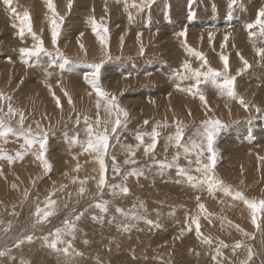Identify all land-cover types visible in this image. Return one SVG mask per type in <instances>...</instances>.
Returning a JSON list of instances; mask_svg holds the SVG:
<instances>
[{"label": "rangeland", "instance_id": "obj_1", "mask_svg": "<svg viewBox=\"0 0 264 264\" xmlns=\"http://www.w3.org/2000/svg\"><path fill=\"white\" fill-rule=\"evenodd\" d=\"M24 1H25V3H28V5H29V2H30L29 0H12L11 5H6L4 3V0H0V15H1L0 20L2 19V21H0V30H1L0 31V109H2V112H0V115L8 114V108L10 105L12 107V109L14 110V112L12 114L5 115V119H6L7 123L11 124V126L14 129H18L20 127V125H19L20 115L23 114V116H24L23 128L24 129L31 128L33 132L41 131V130L43 132H47L48 141H47V145H46L47 151L45 153V157L49 161V163L51 164V168L49 170L45 171V169L43 168L44 167L43 161L38 159L37 156L35 155V152L38 149V145H35L33 147V150L25 153L22 159L16 158L11 162L8 161L7 159H0V170L3 171L2 169L6 168V167L7 168H10V167L16 168L17 164L21 165L23 163V165L24 164L26 166L29 165L30 168L35 167V169H37V170L39 169L42 172L44 170V174L46 173L45 178L48 179V181L56 180L57 181L56 183L59 186V184H60L59 181L61 182V179L58 177H60V175L63 173H58V172H59V170H63V168H59L58 166H60V165L65 166V164L66 165L70 164V171H71V169L73 171L72 177L77 178L76 180L75 179L73 180V178H72L70 181H68L67 178L66 179L64 178L63 181L64 180L65 181L62 182V184H60L59 187L56 185H53L51 187L45 186L44 191L43 190L41 191L40 187L38 186V188L36 190V192L38 193L37 196H39L38 198L36 196V198L38 199L37 201H40V202H38L39 207H41V208L45 207V202H46V199H48V198H50L51 200H55V202H56V205H55L56 214L52 217H49V220H50V218L52 220V219L60 216L61 214H63L65 216V218H70V217H74L77 214L83 213V215L80 217L81 220L83 218L91 219V217H100L96 220L99 221V223L100 222L101 223L100 224H96V223L89 224L90 230L92 228L93 230L96 229V231H102V230L107 231V229L110 228L109 232L111 230L116 232L118 230H121V228H118L117 225H109V224H112V222L116 223L115 222L116 219L114 217V214H117V217L124 218V213H125L126 214L125 218L127 219V221L123 225L128 224L129 218L127 216L129 215V213H131L134 210V206H137L136 207L138 209L137 212L143 218L137 219V220H130L129 219V221H131V223L133 224V225H131L130 229L138 230L137 227H139V229L141 230L142 226L146 225L145 220H148V213L147 212H149V213L150 212H152V213L156 212L155 214H152L153 217H156L159 213H161V214H159L160 217L157 218V220H156V222H158V223L166 220V218L169 215H172V213L174 216L172 215V218L170 216L167 219H169V218H170V220H174L176 218L178 219L179 217L176 215V211L170 210L167 208V206H168L167 205L168 195H166L168 193V190L166 188L167 185L169 184L170 187L175 189V191L173 193V195H175V196H177L178 194L184 195L186 192H189V191L190 192L199 191V190L207 191L206 190L207 188L206 187H200V188L191 187L188 183H186V175L184 173H181V171H180V169H184V172L187 174H191L193 176L199 175L197 172H195L196 163L194 161V158H192V157L185 158V156H183V154H182L180 156L178 162L174 163L172 167H165V168L163 167L164 169L161 167V165L159 163H157V161H165V160L168 162L172 161L173 156L175 155V153L178 149L175 147L174 144L170 145L168 143L167 138L169 135L175 134L178 123L184 129V138L182 140V143H186L189 141L190 136H192L191 137L192 139H194L196 137L194 134H195L197 128L201 127L202 122L205 120H210L211 118L212 119H218V120L224 122L225 124L231 125L228 129L223 131L217 137L216 142L214 144V149H215L216 154H217V161H216V167H215L216 177L218 179L222 180L224 182V185L229 187L233 194H230L227 196L225 194V192L222 190H217L216 192L220 193L225 198L228 197L227 199H229V200L232 196L233 201L235 199V202L240 200V199L237 200L233 196L236 191H239L241 193L244 192L243 193L244 196L249 198V199H256V200L264 199V197H263L264 196V154H262L260 152V149H259L261 147H264V139H263L264 138V59L259 58V57H254V58H250V59L248 58L247 61H248V64L250 65V67H248V68H245L244 65L239 66L238 63L235 64V62L233 61L235 56H236L235 51L240 52V51H238V50H240L238 48L242 47L240 44L241 41L247 46H248V44L254 45V44H257V42H258V45L260 48L264 47V45H263L264 41H262L258 37H251L249 35V30L246 27L247 24L252 23L256 19L258 10L261 8H264V0H237V3L235 5L232 4L231 0H154V2H152L149 7H145L143 9V11H138V9L136 7H132L133 10L134 9L135 10H134V13L131 14V18L129 15H127L126 17H123V13L125 12V10H123V8H119L118 11L121 9L120 10L121 12H118V13L119 14L122 13V17L120 16L122 19H121V21H119L120 19H116L115 22L113 21L114 23H112L111 25L115 26V28L110 26L109 24L105 23L103 25L105 27H101L99 29L100 30L99 31L100 36H103L104 34H106V35H104V38L106 40L103 43L100 40V45H102V49H103L102 57L86 56L87 52H89V50H91V48H89L91 46L87 45L86 42L88 44H91L92 40L95 39V36H97L100 39V36L96 35L98 29L95 28V25L93 24V19L95 20L96 24L101 25L102 23L101 24L98 23L99 21L98 20L96 21V18H94V15H90L93 18H91V17L89 18V16H83L81 14L80 15L74 14L75 15L74 16L72 13H75V11L76 12H84L85 14L86 13L88 14L92 11L93 12H103V11H106L105 8H107L108 5L111 4V2L116 1L119 3L122 2V4H125L124 0H91V2H90V0H74V2H71V7H69V2H66V0H58V1L53 0V4L56 5L55 6L56 12L59 13L56 16L57 18L56 17L55 18H56V20H58L57 23H59V25H60L57 43L54 44L53 46H51L53 43H52V28L50 26H48L47 24L44 23L45 24L44 29H46V30L43 29L44 34H42V35H41V33L39 34L38 32L34 31V29L36 30L35 24L37 23V21L35 19V15H33V14L35 11H40L37 8V7H40L38 4L42 3L40 1H43L46 3V0H40V1L39 0H31L32 2L30 3V5L32 6V8L30 7V5L28 6L27 4H25ZM59 1H60V3H59ZM100 1H103V2H100ZM106 1H108L110 3L108 4ZM130 1H134V0H127V4ZM135 1H136V5L141 4V0H135ZM15 2H17V3H15ZM55 2H57L58 4ZM84 2H86V3L83 4ZM243 2H245V3H243ZM98 3H100V4H98ZM217 4H218V6H217ZM243 4H245V5H243ZM23 5H25L26 7ZM46 5H47V3H46ZM57 5H59V6H57ZM97 5L100 6V8H97L96 7ZM219 5H220V7H219ZM101 6H102V9H101ZM232 7H233V9H232ZM12 8L15 9V13H13L10 10ZM181 8L183 9V11ZM246 8H249V9L246 10ZM20 10H21V12H20ZM22 11H23V13L25 11H28V13L30 15V20L32 22L33 32H35V34L37 36L42 38V40L45 44L44 46L49 50V52H52L51 55L41 56L40 58L37 59L35 57L25 58L20 53L19 50L21 48L31 47L35 43V41H33L34 40L33 37L30 34H28L27 32H25L24 38H21V36H19V30H18L19 28H17V26L19 25V22H18L19 19L16 18V14L19 13L20 15H22L23 14ZM48 11H49L50 15H46V16H48V17L53 16L51 10L48 8V5H47V10H46L45 14H48L47 13ZM64 11H65V13H64ZM72 11H74V12H72ZM247 11L249 14L247 16L243 17L244 15L247 14ZM183 12H186V13L183 14ZM234 12H235V14H234ZM60 13H62V14H60ZM161 14H162V16H161ZM80 16H82V18ZM171 16H173L174 19ZM61 17L63 18V20L60 19ZM123 18H124V20H123ZM103 19L105 20L104 16H103ZM9 20H10V22H9ZM172 20H173V22H169ZM243 20H245V21H243ZM74 21L76 22V24L73 23ZM212 21H215V22H212ZM66 22H68L69 24ZM179 23L181 24V26H178V25H180ZM237 23H240V24H237ZM38 24H36V25H38ZM166 24H168L169 26H167ZM14 25H17V26L14 27ZM106 25H107V27H106ZM48 27H49V29H48ZM125 27H126V29H125ZM172 27H174L175 29L180 28V30L176 31ZM211 27H214V29ZM87 28H88V30H87ZM104 28L107 29L106 33L104 31ZM113 28H114V30H113ZM153 28H154V30H153ZM127 29L129 32L130 31L132 32V35L136 34L135 37H137L138 35L140 36V35H146V34H147V36L149 35L150 37H146V36L142 37V38H146L147 40L144 43L142 41L141 44H136L133 42L134 43V45H133L131 42L132 40L130 39L131 41H129V38H127L125 40V42H123V44L121 42H118L119 41L118 37L122 34L123 31H125ZM173 29L175 31H173ZM187 29H188V31H187ZM227 29L231 30V32L233 34H235V36H236V37L234 36V38L232 37V39H231L232 41L230 40L229 43H227V44L224 43L225 44V50L228 48L227 49L228 51H225L223 48L219 47V45L216 47L217 44H219L223 41L221 38L219 40V38L211 39V37L205 36V34H207V33L215 34L214 32H220V31L227 30ZM47 30H48V32H46ZM49 30H50V32H49ZM76 30H77V33H76ZM134 30H135V33H134ZM211 30H212V32L210 33ZM137 31H141V32H137ZM199 31H201V32H199ZM253 31H256V29H253ZM79 32H81V33H79ZM174 32H178V34L181 32H184L185 37L182 35H178V34H177L178 35L177 37L178 38L180 37L181 40L184 37L185 40L183 39L182 40L183 42L180 41L181 43L179 42L178 43L179 45L175 44L176 40L172 41V45H171L172 49H171L170 48L171 46H169V42H167V41L162 42L163 40H159V39H161V37H163L164 39H167L169 37V39H171V37H175ZM119 33H121V34H119ZM158 33H159V37H157ZM71 34H73V35H71ZM91 34H93L92 35L93 37H90ZM151 34H152V37H151ZM84 35H86V36H84ZM187 35H188V37H189V35H191V37H190L191 39H194L196 37L195 35H197L202 43H206L209 40V42H207V44L212 50L210 55L206 54L205 52L200 51L199 49L202 50V48H199V47H197L198 49L196 48V50H194L196 53H202V54L204 53L203 57L205 59H207V57L209 58V59H207V64L204 65V67H202V68L197 67L192 62L193 59L196 61H203L201 58L192 57L193 59L192 60L190 59L191 58L190 55L191 54L193 55V52L190 51V50H192L193 46L189 42L190 38H186ZM200 36H202L203 38L205 37V38L202 39ZM237 37H240V39ZM29 38H30V40H29ZM81 38H84L83 46H86L84 52L81 54H72L70 52V49H69L70 46L77 44L78 40ZM107 38L109 40H107ZM88 39H89V42H88ZM133 39L138 40L139 38H133ZM154 40H155V42H154ZM235 40H239V41H235ZM49 41L52 44L48 43ZM64 41H65V43H64ZM150 41H152V42H150ZM218 41H219V43H218ZM210 42H212V44L214 43L213 45H215V48L213 47V45ZM153 43H154V45H153ZM231 43H234V45ZM131 44H132V46L130 48ZM210 44L214 49L210 46ZM229 44L233 45V47L235 46L234 48H236L237 50L233 49L232 46H230ZM139 45L142 47H140ZM162 45H164V46H162ZM161 46L163 48L159 49V47H161ZM138 47L141 49V51ZM148 47L151 50L153 48L152 51L156 50L158 52H155V51L152 52L150 49H148ZM201 47H202V44H201ZM124 48H126V50ZM193 48H195V47H193ZM219 48H220V50H219ZM57 49L59 50V53H61L62 55L57 54V51H56ZM66 49H69V50H66ZM132 49L134 51H132ZM146 49H148V51L149 50L150 51L148 52V51H146ZM112 50H115V52ZM132 52H133V54H132ZM138 52H140V53H138ZM146 52H147V54H146ZM159 52H161V53H159ZM169 53L172 55H170ZM222 55L228 57V74L230 76L235 77L236 96L235 97H229L226 94L221 93L220 90H218L214 86L212 87V85L210 83H208V84L202 83L200 86H206V87L213 88L215 95L217 97L220 94L221 95L223 94V96H225V97L227 96L226 98H229L228 102L227 101H226V103L223 102V104L220 102H217L216 104H208L207 106L203 107L205 104H199L196 101H192L191 99H193L194 97H191V95H188V94H184V91L182 90V88H176L175 90H171L165 86V85L171 86L172 88L177 87V85L180 86V84H177V85L172 84L171 81L169 82L167 79L168 78L172 79L173 77L174 78L177 77L176 73H175L176 70H179L181 72L183 71L182 61H184V59H186L185 61H188L191 64V67L193 69L196 68V69H200L201 71H206L210 65V67H212L213 69L215 68L218 71H223L224 64H222L221 66L216 65L218 59L223 61ZM154 56H155V58H154ZM172 56H173V58H172ZM143 57L145 59H143ZM160 57H161V60H159ZM42 58L45 59L42 61L49 62L50 64H46L45 62H41L40 59H42ZM170 58H172V59H170ZM138 59H140V60H138ZM178 60L180 63L178 62ZM256 60H258V61H256ZM54 61H56L59 65V67L58 66L56 67L58 69L57 75L55 74V72H53L54 74H52V70L50 67V66L55 67L54 63H53ZM136 61L138 62V64ZM151 61H152V63L154 61H156V62H154L152 64ZM251 61H253V62H251ZM101 62H102V68H101V72H100L101 76H100V79L98 81L100 88L105 93L108 94L109 98L115 97V100L117 101L119 108H121L127 112L126 118L123 115H121V119L126 121V123L123 126L118 127L117 133L112 135V138L110 139L109 150H108L109 152L105 156V164L107 166V172H106L107 183L110 185V184H117V183L121 184L123 182V184L125 183L126 186L130 183L127 186L128 188L131 186V188H129L130 191H129L128 195L127 194L121 195L119 193V190H117L119 194H116L115 196H113L111 194L112 189L105 186L103 193H102V199L104 201L108 202L107 212H102L97 207L92 206L93 204L98 202L97 199H99V197L101 195L100 190L98 189V186H97L99 176H100V164H99V162L97 163L96 161H98V160L96 158H94L96 156L95 153L84 152L83 148L81 146L83 144V142H85L87 139V137H86L87 125L85 123L86 117L88 118L89 121H91L93 123L94 128L97 127V125L95 123L97 121V119H99V121L101 122V127L103 126V123L105 121H109L110 122L108 124L109 132H110L111 127H112L111 122H114V120H115L114 113L116 112V108L114 106L107 104L104 100H102L97 95V92H96L95 88L93 87V85L88 83L87 80H85V76L86 75L89 76L90 73L93 72L92 65L98 64ZM173 62H175V63H173ZM71 63L76 64V66H75L76 67L75 68L76 74H73L72 69L67 68V67H71ZM203 63L204 62H202V64ZM233 63H234V65H233ZM154 64H156V66ZM163 65H167L166 68H164L165 66H163ZM168 65L171 66L170 68H173V70L167 68V67H169ZM172 65L175 67H173ZM109 66H110V69H109ZM151 66L154 68H150ZM157 66L158 67L161 66L160 67L161 69L156 68ZM40 67H42V68H40ZM44 67H45V69H44ZM138 68H141V69H138ZM205 68H206V70H205ZM39 69H40V71H38ZM42 69H43V71H42ZM46 69L51 70L50 75H49L48 71H45ZM65 69H68V70H66L67 72H63V71H65ZM167 69L170 71H168ZM241 69H243V71H241ZM6 70H8V71H6ZM10 70H11V73H10ZM69 70H71L72 72H70ZM79 71H80V74H78ZM171 71H173V72H171ZM107 73H109V74H107ZM64 74L68 75V76H65ZM45 75H47L48 77H45ZM61 75H63V78L61 77ZM73 75H75V77ZM70 76H72L73 78L72 79L68 78ZM110 76H113V78ZM42 77L44 78V80ZM51 77H53V78H51ZM64 77L68 81L64 80ZM79 77L81 79H83V81L86 83L84 84V83L79 82L74 87H72V85H71L72 80L74 79L76 81H79L80 80ZM90 77H91V75L89 76V79H91ZM148 77H150V78H148ZM105 78L108 81L105 80ZM151 78H152V80H154V83H152L153 81L152 82L147 81L148 79H151ZM126 79L128 81L132 80V82L127 84V82L125 83ZM120 80L122 81V83ZM143 81H144V83H142ZM181 81L186 83L187 87H189V85L191 83H194V81H183V80H181ZM42 83L44 86L42 85ZM80 84L82 86H79ZM83 84H84L85 88L87 87L86 89L83 87ZM160 84L162 87L165 86V88H162L160 86ZM209 84H210V86H207ZM120 85L121 86L123 85L122 88ZM113 86H116V87H113ZM159 86H160V88H159ZM161 88L164 90H162ZM89 89H90V91H88ZM92 89H93V91L95 90V92H93ZM183 89H185V88H183ZM259 90H261V91H259ZM174 92H176V93H174ZM207 92H209V94L208 93L207 94L201 93L205 97L204 100L209 101L215 97L210 91H207ZM247 92H250L251 94L247 93ZM77 93H80L79 94L80 96H78ZM150 93H152V94H150ZM245 94H246V96H245ZM92 95H94V96H92ZM178 95H188V97L182 99L180 102H177V101H175L174 98L175 97L178 98L179 97ZM196 95L200 96V94H196ZM247 95H248V97H247ZM169 98H171V100L172 99H174V100H172V101L168 100ZM241 99L244 101L243 104L241 103ZM257 99H259L260 102ZM98 101H99V103H101V104H99V108L96 104V102H98ZM202 101L203 100L200 99V103ZM250 101H253L254 103L250 102ZM245 104L247 105V107H245ZM100 105H102V106H100ZM213 105H215L214 108H212ZM227 105H229V106H227ZM109 108L112 109L113 114H111V115L108 111ZM257 108H259L261 110L259 112L250 113V110L254 111ZM196 110H198V111H196ZM69 111H70V113H69ZM207 111H209V112L207 113ZM187 112H189V114H187ZM200 112H202V114H204L202 116L203 117L205 116V118H203L201 116ZM210 116H211V118H210ZM78 118H79V123L77 124L76 119H78ZM145 121H147V124L145 123ZM233 122H237V123H233ZM154 128L160 133V136L158 137V142H157L156 148L153 150L154 154L153 153L145 154V150H144L145 146L151 142L150 136L144 137V144L135 150L136 154L134 157H131L129 152L126 149H125V151H123V153H122V150L118 151L116 149V146L118 144H120V145H132V144L137 145L139 143V141L136 140V133H138V132L151 133ZM238 132H240V134ZM244 141H246V142H244ZM259 144H261V145H259ZM120 145H118V146H120ZM22 146H24V137H22V136H16V135L10 134L6 138V142H5V140H0V149H3V152L9 156L15 157L17 152H23L24 147H22ZM229 149L234 150V152L233 151L232 152H233L235 158L239 161H243L246 158L251 159L254 156L253 158L255 160L259 161L258 167H257V169H258L257 170V177L252 176V175H255L254 172L253 173L251 172V175L248 174L246 176H242V174H239L238 176H235L234 174L222 176V174L219 173L220 171H219L218 167L220 164H223L222 162L224 160H226L227 158L232 159L229 156L224 159V156L226 153H229V155H230ZM250 151H252V152H250ZM219 152H221L222 155ZM248 153H251V154H248ZM256 153H257V155H256ZM242 155H245V156H242ZM113 156L115 157L116 163L120 165V174L119 175H117L113 171V168H112V165H113L112 157ZM122 159L123 160L124 159L125 160L126 159H135V161L137 163L135 165H126L124 163L125 160L123 161ZM189 161H191L192 163L190 164ZM71 163H73V164H71ZM217 164H218V167H217ZM72 165H73V167H71ZM140 165H142V166H140ZM56 166H57V168H55ZM134 166L136 168H138L142 174L139 176H134V175L128 176L126 180L122 181L121 179L123 178L124 174ZM153 167L154 168L157 167L158 170L156 168L154 169ZM64 169L67 170V168H64ZM57 170H58V172H57ZM148 170H149L150 174H149ZM155 170H157V171H155ZM159 170H161V173ZM217 171L219 174L217 173ZM145 172H147L150 176L146 177L147 173H145ZM154 172H156V174ZM79 174L81 177L79 176V178H78ZM152 174H154V175H152ZM168 174H170V175H168ZM6 175H8V174H6ZM158 175H159V177H158ZM172 175H173V177H172ZM160 176H162V177H160ZM165 176H167V178ZM148 178H150V179H148ZM163 178H165V179H163ZM142 179H144V180H142ZM153 180L155 182L158 180L159 181L158 183L160 185H162L160 188L161 191L158 190L157 192L154 193L155 195L153 194L154 191L152 192V190H153L152 185L153 184L158 185V183L157 182L155 183ZM230 180H232V181H230ZM52 181H50V182H52ZM81 181H84V183L82 184ZM173 181L176 184H174ZM141 182H142V184H141ZM148 182H149L150 186L148 185ZM161 182H163V183H161ZM238 184L241 187H243V185H244V187L246 189L241 188L240 186H238ZM46 185H48V184H46ZM146 185H148V186L144 188V186H146ZM61 186H62V189L66 188L65 189L66 191L63 189V191L60 192V194H58L57 189L61 188ZM81 187L85 188L84 193H80L79 190ZM48 188H50V189H48ZM239 188H241V189H239ZM31 189H32V187H31ZM177 189L180 191H178ZM140 190H141V192H139ZM163 190L164 191L167 190V191L164 192ZM67 191H68L69 195H68ZM53 192L55 194L54 198L51 197V195H50ZM135 192H136V194H135ZM148 192L150 194H148ZM157 195H160V196H157ZM139 196H141V197H139ZM105 197H107V199ZM131 197L134 201L131 200ZM94 198H96V199H94ZM149 198H150V200H149ZM59 199L60 200L63 199V201H60ZM66 199H68V200H66ZM75 199L77 201H75ZM42 200H43V202H42ZM67 202H68V205H67ZM241 202H243V203H241ZM5 203L6 204H0V208L3 207L6 209V207L11 206L7 202H5ZM238 203H241L245 207L248 208V206L246 204H244L243 200H241L240 202L238 201ZM15 204H19V203H15ZM142 204H144V206ZM168 204H170V203H168ZM81 205L83 207H81V209H80L79 206H81ZM162 205H163V208L161 207ZM116 206L118 208L120 207L119 209H121V207H122L123 211L125 210L123 208V206H127L128 210L124 211L123 214H121V212L117 211L118 208ZM140 206H143V207H140ZM160 207H161V210H160ZM186 209L189 211L190 208L186 207ZM186 209L184 212L185 215L188 214L187 213L188 211ZM58 210L60 211V213ZM80 210H82V211H80ZM76 211L77 212L79 211V212L76 214L75 213ZM95 211H97L98 213ZM100 212H101V214H100ZM103 213H105V215H103ZM1 214L2 213L0 212V216H1ZM30 214H34V213L31 212ZM250 214H251V211H250ZM263 214L262 213L260 214L261 228L263 225L262 222L264 223V215ZM2 215H4V214H2ZM122 215H123V217H122ZM165 215H167V216L165 218H163V216H165ZM189 215H192V214H189ZM109 217H111V218L109 219ZM80 219L78 221H76V224L79 221L81 222ZM141 220H142V222H141ZM82 224H83V222L76 225V228L78 230H81V228H83V227H81ZM236 225L241 226V223L238 222V223H236ZM60 226L61 225L56 226V228L60 227ZM152 227H154V226H152ZM200 228H203V226L200 225ZM241 229L243 231L246 230L245 227H242ZM252 232H253V228L248 233H252ZM112 233H114V232H112ZM255 233H256L255 234L256 237L252 233L251 235H248L249 237L247 238V240L240 241L243 243V245H245V247H241V248H243V250L245 249L244 250L245 254L247 253L248 247H251V248L253 247L252 249H253L254 255H253L252 260L249 262V264L253 263L255 261H256V264H260L259 260L261 259V257H259V256L261 255V253L264 254L263 253V248H264L263 244L264 243H261L262 241L264 242V239L262 240V238H261L259 244L254 245V241L257 239V236L260 237L262 235L261 229L259 231L256 230ZM14 235L16 236V234H14ZM47 236H49V233L44 234L42 237L44 239V237H47ZM0 237L3 238V236H0ZM2 238L0 240H2ZM251 238H252V240H250ZM49 239L51 240L52 237H49ZM64 239H65V237H64ZM235 244L236 243L229 244V245H227V247H224V248L225 249H229L230 247L235 248ZM20 246H22V245H20ZM260 248H262V249H260ZM3 249H9V248L7 246H5V247L1 248L0 250H3ZM12 249H13V251L17 250L16 244H14L11 247V250ZM235 249H237V248H235ZM259 251L261 253H258ZM263 257H264V255H263ZM15 258L16 257L13 258V261H15ZM244 260H241L240 264H242V261H244Z\"/></svg>", "mask_w": 264, "mask_h": 264}, {"label": "bare ground", "instance_id": "obj_2", "mask_svg": "<svg viewBox=\"0 0 264 264\" xmlns=\"http://www.w3.org/2000/svg\"><path fill=\"white\" fill-rule=\"evenodd\" d=\"M29 5L30 3L32 2L31 0H29ZM40 1V0H39ZM58 1V0H57ZM42 3L38 4L40 7H37L40 11H35L33 15H35V19L37 21L36 25L35 24V28L36 30L34 29V31L38 32L39 34L41 33L44 34V25L47 24L48 26H50L52 28V24H51V19L53 18V16H46V15H50L49 14V11L47 12L48 14H45L46 10H47V5L45 2L43 1H40ZM66 2H69V0H66ZM71 2H74V0H71ZM91 2V0H90ZM95 2V1H94ZM100 2H103V1H100ZM108 4L110 2L106 1ZM138 2V1H137ZM183 2V1H182ZM203 2V1H202ZM17 3V2H15ZM25 3V1H24ZM57 3V2H55ZM60 3V1H59ZM86 2H84L83 4H85ZM135 3L136 4V1H130L128 3V7H127V10H125V4H122V2H111V4H107L108 7L105 8L106 11H103V12H90V13H84V12H76L75 13H72L73 15L77 14V15H83V16H89V18H93L92 16L90 15H94V18H96V21L98 20L99 22L98 23H102V27H105L103 26L105 23L109 24L110 26L114 27L113 25H111L112 23L115 22L116 19H120L119 21H121V17H122V13H118V12H121L120 10L118 11L119 8H123V10H125V12L123 13V17H126L127 15L130 14H133L134 13V10L132 8V4ZM140 3V2H139ZM245 3V2H243ZM253 3V2H252ZM251 3V4H252ZM2 4V3H1ZM23 4V3H22ZM28 5V3H25ZM34 4V3H33ZM32 4V5H33ZM36 4V5H37ZM58 4V3H57ZM79 4V3H78ZM92 4V3H91ZM100 4V3H98ZM161 4V3H160ZM184 4V3H183ZM256 4V3H255ZM28 5V6H29ZM62 5V4H61ZM68 5V4H67ZM106 5V6H107ZM168 5V4H167ZM175 5V4H174ZM173 5V6H174ZM186 5V4H185ZM231 5V4H230ZM240 5V4H239ZM245 5V4H243ZM25 6V5H23ZM22 6V7H23ZM56 6V5H55ZM59 6V5H57ZM63 6V5H62ZM84 6V5H83ZM86 6V5H85ZM95 6V5H94ZM218 6V4H217ZM248 6V5H247ZM19 7V6H18ZM26 7V6H25ZM30 7L32 8V6L30 5ZM61 7V6H60ZM87 7V6H86ZM92 7V6H91ZM97 8H100V6H96ZM104 7V6H103ZM179 7V6H178ZM220 7V5H219ZM229 7V6H228ZM24 8V7H23ZM29 8V7H28ZM56 8V7H55ZM69 8V7H68ZM80 8V7H79ZM132 8V9H131ZM214 8V7H213ZM222 8V7H221ZM226 8V7H225ZM27 9V8H26ZM30 9V8H29ZM37 9V10H38ZM74 9V8H73ZM101 9H102V6H101ZM176 9V8H175ZM182 9V8H181ZM219 9V8H218ZM231 9V8H230ZM233 9V7H232ZM249 8H246V10H248ZM7 10V9H6ZM28 10V9H27ZM83 10V9H82ZM94 10V9H93ZM137 10V9H136ZM177 10V9H176ZM180 10V9H179ZM251 10V9H250ZM24 11V10H23ZM22 11V13H23ZM31 11V10H30ZM62 11V10H61ZM66 11V10H65ZM64 11V13H65ZM89 11V10H88ZM175 11V10H174ZM178 11V10H177ZM176 11V12H177ZM183 11V9H182ZM21 12V10H20ZM28 12V11H27ZM70 12V11H69ZM74 12V11H72ZM87 12V11H86ZM128 14H127V13ZM71 13V12H70ZM186 13V12H183V14ZM204 13V12H203ZM19 14V13H18ZM59 14V13H58ZM62 14V13H60ZM160 14V13H159ZM174 14V13H173ZM178 14V13H177ZM180 14V13H179ZM188 14V13H187ZM235 14V12H234ZM249 13L247 11V14L246 15H242L243 17L247 16ZM70 15V14H69ZM72 15V16H73ZM74 15V16H75ZM171 15V14H170ZM223 15V14H222ZM1 16V15H0ZM30 16V15H29ZM65 16V15H64ZM71 16V17H72ZM103 16L105 17V20L103 19ZM121 16V17H120ZM162 16V14H161ZM188 16V15H187ZM233 16V15H232ZM82 18V16H80ZM79 17V18H80ZM155 17V16H154ZM169 17V16H168ZM173 18V16H171ZM170 17V18H171ZM249 17V16H248ZM32 18V17H31ZM57 18V17H56ZM55 18V19H56ZM77 18V17H76ZM199 18V17H198ZM204 18V17H203ZM234 18V17H233ZM238 18V17H237ZM250 18V17H249ZM75 19V18H74ZM174 19V18H173ZM242 19V18H241ZM248 19V18H247ZM63 20V19H62ZM124 20V18H123ZM229 20V19H228ZM2 21V19L0 20ZM18 21V20H17ZM33 21V20H32ZM45 21V22H44ZM58 21V20H57ZM60 21V20H59ZM114 21V22H113ZM138 21V20H137ZM150 21V20H149ZM158 21V20H157ZM245 21V20H243ZM252 21V20H251ZM10 22V20H9ZM19 22V21H18ZM127 22V21H126ZM133 22V21H132ZM156 22V21H155ZM169 22H173L172 21H169ZM212 22H215V21H212ZM32 23V22H31ZM45 23V24H44ZM68 23V22H66ZM73 23L76 24V22L74 21ZM148 23V22H147ZM151 23V22H150ZM175 23V22H174ZM173 23V24H174ZM185 23V22H184ZM210 23V22H209ZM241 23V22H240ZM240 23H237V24H240ZM244 23V22H243ZM69 24V23H68ZM120 24V23H119ZM133 24V23H132ZM180 24V23H179ZM208 24V23H207ZM226 24V23H225ZM66 25V24H65ZM86 25V24H85ZM131 25V24H130ZM136 25V24H135ZM167 26H169L168 24H166ZM125 26V25H124ZM129 26V25H128ZM178 26H181L178 25ZM184 26V25H183ZM243 26V25H242ZM16 27V26H15ZM107 27V25H106ZM111 27V28H112ZM137 27V26H136ZM153 27V26H152ZM166 27V26H165ZM223 27V26H222ZM17 28H19L17 26ZM113 28V30H114ZM151 28V27H150ZM174 28V27H172ZM184 28V27H183ZM182 28V29H183ZM214 29V27H211ZM242 28V27H241ZM44 29V30H43ZM49 29V27H48ZM100 29V28H99ZM98 29V31H100ZM105 29V28H104ZM126 29V27H125ZM162 29V28H161ZM175 29V28H174ZM173 31H179L180 28H177ZM201 29V28H200ZM212 29V30H213ZM226 29V28H225ZM19 30V29H18ZM88 30V28H87ZM103 30V29H102ZM133 30V29H132ZM148 30V29H147ZM154 30V28H153ZM197 30V29H196ZM208 30V29H207ZM212 30L210 31V33L212 32ZM1 31V30H0ZM85 31V30H84ZM96 31V30H95ZM126 31V32H125ZM119 34H121L118 38H119V41L118 42H121L123 44V42H125V40L127 38H129V41L132 42V44L134 45V43L136 44H141V42L143 41L146 42V38H142L144 36L146 37H150L149 35L147 36L146 35H138L137 37L136 34H133L132 35V32L125 30ZM128 31V32H127ZM188 31V29H187ZM186 31V32H187ZM216 31V30H215ZM233 31V30H232ZM248 31V30H247ZM48 32V30L46 31ZM50 32V30H49ZM87 32V31H86ZM104 32V31H103ZM114 32V31H113ZM137 32H141V31H137ZM136 32V33H137ZM147 32V31H146ZM162 32V31H161ZM191 32V31H190ZM196 32V31H195ZM201 32V31H199ZM76 33H77V30H76ZM81 33V32H79ZM85 33V32H84ZM106 33V32H105ZM134 33H135V30H134ZM153 33V32H152ZM175 33V37H171V39H169V37L167 39H164L163 37H161V39L159 40H163L162 42L164 41H167L169 42V46L172 45V41H175V44H178L180 41H182L184 39V36L183 39L181 40L180 37L178 38L177 34L178 32H174ZM215 34H205V36H209L211 37V39L213 38H220L223 40L221 43H218L216 45V47L219 45V47L223 48L225 50V44L224 43H229L230 40L232 39V37L234 38L235 34H233L231 32V30H223V31H220V32H214ZM113 34V33H112ZM140 34V33H139ZM154 34V33H153ZM191 34V33H190ZM203 34V33H202ZM16 35V34H15ZM73 35V34H71ZM88 35V34H87ZM93 34H91L90 37H93L92 36ZM97 35V34H96ZM106 35V34H104ZM103 35V37H104ZM170 35V34H169ZM20 36V35H19ZM48 36V35H47ZM86 36V35H84ZM83 36V37H84ZM108 36V35H107ZM193 36V35H192ZM196 37L194 39H191V35H187L186 38H190L189 39V42L190 44H192L193 48L192 47V50H196L197 47L199 48H202L199 49L200 51L202 52H205L206 54H211L212 50L211 48L208 46L207 42H209V40L206 42V43H202L201 40L199 39V37L197 35H195ZM204 36V35H203ZM240 36V35H239ZM51 37V36H50ZM70 37V36H69ZM151 37H152V34H151ZM154 37V36H153ZM159 37V33H158V36ZM156 37V38H157ZM202 39H204L202 36H200ZM236 37V36H235ZM241 37V36H240ZM240 37H237L240 39ZM49 38V37H48ZM133 38H139L138 40H134ZM19 39V38H18ZM72 39V38H71ZM92 39V38H91ZM90 39V40H91ZM117 39V38H116ZM131 39V40H130ZM149 39V38H148ZM210 39V38H209ZM10 40V39H9ZM30 40V38H29ZM48 40V39H47ZM84 38H81L78 40L77 44H74L72 46H70V52L72 54H81L84 52L86 46H83V41ZM100 40L101 38L99 39L97 36H95V39L92 40L91 44H88L86 42L87 45H90L91 47V50H89V52H87L86 56H92V57H96V56H99V57H102V53H103V49H102V45H100ZM106 40V39H105ZM107 40H109L107 38ZM134 40V41H133ZM158 40V39H157ZM185 40V39H184ZM27 41V40H26ZM34 41V40H33ZM51 41V40H50ZM50 41L48 43H50ZM87 41V40H86ZM232 41V40H231ZM235 41H239V40H235ZM6 42V41H5ZM25 42V41H24ZM88 42H89V39H88ZM134 42V43H133ZM149 42V41H148ZM152 42V41H150ZM155 42V40H154ZM183 42V41H182ZM213 42V41H212ZM212 42H210L212 44ZM28 43V42H27ZM65 43V41H64ZM63 43V44H64ZM128 43V42H127ZM166 43V42H165ZM181 43V42H180ZM7 44V43H6ZM33 44V43H32ZM52 44V43H50ZM73 44V43H72ZM132 44L130 45V48L132 46ZM201 44H202V47H201ZM210 44V46H211ZM214 44V43H213ZM212 44V45H213ZM234 45V43H231ZM241 46L240 52H236V56L234 58V62L235 64L238 63L239 66H243L244 63H243V60H248V58H254V57H259V58H262L260 57L257 52H256V49L257 48H260L259 45H258V42L257 44H254V45H245L242 41H241ZM247 44V43H246ZM45 45V44H44ZM54 44H52L51 46H53ZM71 45V44H70ZM149 45V44H148ZM154 45V43H153ZM179 45V44H178ZM230 45V44H229ZM228 45V46H229ZM233 45H230L232 46L233 49H236L233 47ZM236 45V44H235ZM264 45V44H263ZM58 46V45H57ZM140 46V45H139ZM159 46V45H158ZM164 46V45H162ZM159 47V49L163 48V47ZM166 46V45H165ZM261 46V45H260ZM125 47V46H124ZM142 47V46H140ZM150 47V46H149ZM148 47V49H150ZM168 47V46H167ZM189 47V46H188ZM212 47V46H211ZM213 47L215 48V45H213ZM212 47V48H213ZM68 48V47H67ZM88 48V49H89ZM135 48V47H134ZM133 48V49H134ZM139 48V47H138ZM152 48V47H151ZM169 48V47H168ZM172 49V46L170 47ZM181 48V47H180ZM213 48V49H214ZM69 49H66V50H69ZM115 49V48H114ZM118 49V48H117ZM126 50V48H124ZM132 49V51H134ZM136 49V48H135ZM140 49V48H139ZM143 49V48H142ZM148 49H146V51H148ZM190 49V48H189ZM198 49V48H197ZM222 49V50H223ZM228 49V48H227ZM225 50V51H228V50ZM138 50V49H137ZM151 50V49H150ZM149 50V51H150ZM153 50V48H152ZM151 50V51H152ZM220 50V48H219ZM237 50V49H236ZM115 52V50H112ZM129 51V50H128ZM141 51V49H140ZM148 51V52H149ZM155 52H158L156 50H154ZM152 51V52H154ZM168 51V50H167ZM52 53V52H51ZM130 53V52H129ZM140 53V52H138ZM151 53V52H150ZM161 53V52H159ZM163 53V52H162ZM172 53V52H171ZM116 54V53H115ZM133 54V52H132ZM147 54V52H146ZM145 54V55H146ZM168 54V53H167ZM170 54V53H169ZM173 54V53H172ZM170 54V55H172ZM204 54V53H203ZM105 55V54H104ZM122 55V54H121ZM135 55V54H134ZM142 55V54H141ZM155 55V54H154ZM169 55V56H170ZM83 56V55H82ZM117 56V55H116ZM132 56V55H131ZM150 56V55H149ZM191 56V60L193 59L192 57H198L197 55H190ZM159 57V56H158ZM171 57V56H170ZM207 57V56H206ZM241 57H243V59H241ZM155 58V56H154ZM153 58V59H154ZM163 58V57H162ZM173 58V56H172ZM170 58V59H172ZM200 58V57H199ZM212 58V57H211ZM86 59V58H85ZM143 59H145L143 57ZM152 59V60H153ZM157 59V58H156ZM177 59V58H176ZM189 59V60H190ZM196 59V58H195ZM207 59H209L207 57ZM206 59V60H207ZM217 59V58H216ZM256 59V58H255ZM254 59V60H255ZM264 59V58H263ZM41 62H45L46 64H50L49 62H46V61H42V60H45L44 58L40 59ZM47 60V59H46ZM94 60V59H93ZM92 60V61H93ZM135 60V59H134ZM140 60V59H138ZM150 60V59H149ZM161 60V57L160 59ZM164 60V59H163ZM186 59H184L185 61ZM211 60V59H210ZM4 61V60H3ZM30 61V60H29ZM39 61V60H38ZM48 61V60H47ZM50 61V60H49ZM112 61V60H111ZM176 61V60H175ZM181 61V60H180ZM184 61H182V64L184 63ZM258 61V60H256ZM51 62V61H50ZM135 62V61H134ZM137 62V61H136ZM142 62V61H141ZM156 62V61H154ZM153 62V63H154ZM160 62V61H159ZM164 62V61H163ZM179 62V60H178ZM192 62L197 66V67H201V64L203 61H196V60H192ZM253 62V61H251ZM255 62V61H254ZM54 63V66H50L51 67V70H52V74H54L53 72H55V74L57 75V71L58 69L56 68L57 66L59 67L58 63L56 61L53 62ZM115 63V62H114ZM133 63V62H132ZM152 63V61H151ZM152 63V64H153ZM158 63V62H157ZM175 63V62H173ZM180 63V62H179ZM232 63V62H231ZM250 63V62H249ZM37 64V63H36ZM138 64V62H137ZM224 64V62L220 59H218L216 65H222ZM39 65V64H38ZM140 65V64H139ZM156 66V64H154ZM153 65V66H154ZM209 65V64H208ZM207 65V66H208ZM234 65V63H233ZM76 64L75 63H71V67H67L68 69H72L73 71V74H76V70H75V67ZM87 66V65H86ZM135 66V65H134ZM137 66V65H136ZM159 66V65H158ZM156 67V68H160V67ZM165 66L164 68H166L167 65H163ZM169 66V65H168ZM173 66V65H172ZM181 66V65H180ZM210 66V65H209ZM215 66V65H214ZM43 67V66H42ZM40 67V68H42ZM63 67V66H62ZM133 67V66H132ZM141 67V66H140ZM143 67V66H142ZM148 67V66H147ZM171 66L167 67L169 69H172L173 68H170ZM175 67V66H173ZM7 68V67H6ZM11 68V67H10ZM19 68V67H18ZM150 68H154V67H150ZM163 68V67H162ZM202 68V67H201ZM2 69V68H1ZM45 69V67H44ZM68 69H65V71L63 72H67L66 70ZM79 69V68H78ZM109 69H110V66H109ZM138 69H141V68H138ZM161 69V68H160ZM175 69V68H174ZM179 69V68H178ZM196 69V68H195ZM215 69V68H214ZM4 70V69H3ZM28 70V69H27ZM51 70H45V71H48L49 72V75L51 73ZM64 70V69H63ZM82 70V69H81ZM168 70V69H167ZM206 70V68H205ZM224 70V69H223ZM255 70V69H254ZM8 71V70H6ZM40 71V69L38 70ZM43 71V69H42ZM70 72H72L71 70H69ZM132 71V70H131ZM158 71V70H157ZM170 71V70H168ZM175 71V70H174ZM178 70L175 71V73L177 72ZM135 72V71H134ZM173 72V71H171ZM238 72V71H237ZM249 72V71H248ZM4 73V72H3ZM10 73H11V70H10ZM41 73V72H40ZM82 73V72H81ZM117 73V72H116ZM155 73V72H154ZM162 73V72H161ZM78 74H80V71L78 72ZM109 74V73H107ZM111 74V73H110ZM118 74V73H117ZM123 74V73H122ZM147 74V73H146ZM157 74V73H156ZM65 75V74H64ZM121 75V74H120ZM166 75V74H165ZM168 75V74H167ZM170 75V74H169ZM65 76H68V75H65ZM75 77V75H73ZM90 76V75H89ZM88 76V77H89ZM101 76V75H100ZM149 76V75H148ZM171 76V75H170ZM175 76V75H174ZM245 76V75H244ZM45 77H48L47 75H45ZM61 77L63 78V75H61ZM113 78V76H110ZM155 77V76H154ZM162 77V76H161ZM165 77V76H164ZM43 78V77H42ZM53 78V77H51ZM50 78V79H51ZM70 79H72L73 77L70 76L68 77ZM80 78V77H79ZM91 78V77H90ZM150 78V77H148ZM153 78V77H152ZM151 79H148L147 81H153L152 83H154V80ZM143 79V78H142ZM44 80V78H43ZM64 80H67L65 77H64ZM105 80H107L105 78ZM127 80V79H126ZM125 80V83L127 82L128 83H131V81H126ZM130 80V79H129ZM136 80V79H135ZM138 80V79H137ZM146 80V79H145ZM169 82L171 81L172 84H180L179 87H174L172 88L171 86H167L165 85L168 89H171V90H175L176 88H186L187 84L182 82L178 77H173L172 79H167ZM262 80V79H261ZM59 81V80H58ZM68 81V80H67ZM102 81V80H101ZM100 81V82H101ZM108 81V80H107ZM121 81V80H120ZM119 81V82H120ZM146 81V82H147ZM43 82V81H42ZM45 82V81H44ZM86 83L83 81V79L80 78L79 81H76V80H72L71 82V85L72 87H74L77 83ZM88 82V81H87ZM118 82V83H119ZM139 82V81H138ZM160 82V81H159ZM253 82V81H252ZM69 83V82H68ZM122 83V81H121ZM144 83V81L142 82ZM251 83V82H250ZM255 83V82H254ZM2 84V83H1ZM84 84H83V87H84ZM252 84V83H251ZM43 85V83H42ZM104 85V84H103ZM108 85V84H107ZM110 85V84H109ZM116 85V84H115ZM118 85V84H117ZM126 85V84H125ZM44 86V85H43ZM79 86H82L81 84ZM121 86V85H120ZM123 86V85H122ZM121 86V88H122ZM128 86V85H127ZM161 86V84H160ZM159 86V88H160ZM162 87V88H165ZM207 86H210L207 85ZM250 86V85H249ZM82 87V88H83ZM113 87H116V86H113ZM112 87V88H113ZM213 87V86H212ZM248 87V86H247ZM85 88V87H84ZM87 88V87H86ZM85 88V89H86ZM89 88V87H88ZM92 88V87H91ZM90 88V89H91ZM111 88V87H110ZM152 88V87H151ZM161 88V89H162ZM238 88V87H237ZM24 89V88H23ZM90 89L88 91H90ZM117 89V88H116ZM250 89V88H249ZM30 90V89H29ZM77 90V89H76ZM111 90V89H110ZM164 90V89H162ZM257 90V89H256ZM86 91V90H85ZM93 91V89H92ZM123 91V90H122ZM207 91H210L215 97L211 100H203L201 103H200V96L199 95H193L192 93L190 92H187V91H184V94H188V95H191V97H194L193 99H191L192 101H196L198 102L199 104H205L203 107L207 106L208 104H216L217 102H220L223 104V102L226 103V101L228 102V99L229 98H226L225 96H223V94L219 95L218 97L215 95V92L213 90V88H210V87H206V86H200V93H208ZM261 91V90H259ZM95 92V90L93 91ZM177 92V91H176ZM174 92V93H176ZM183 92V91H182ZM29 93V92H28ZM245 93V92H244ZM247 93H250V92H247ZM78 96H80L79 94L80 93H77ZM92 94V93H91ZM152 94V93H150ZM178 94V93H177ZM251 94V93H250ZM89 95V94H88ZM96 95V94H95ZM120 95V94H119ZM118 95V96H119ZM188 95H178L179 97H175V101L177 102H180L182 99L188 97ZM254 95V94H253ZM91 96V95H90ZM94 96V95H92ZM147 96V95H146ZM175 96V95H174ZM207 96V95H206ZM211 96V95H210ZM246 96V94H245ZM252 96V95H251ZM74 97V96H73ZM248 97V95H247ZM263 97V96H262ZM65 98V97H64ZM69 98V97H68ZM67 98V99H68ZM75 98V97H74ZM252 98V97H251ZM92 99V98H91ZM90 99V100H91ZM172 99V100H174ZM210 99V98H209ZM78 100V99H77ZM145 100V99H144ZM150 100V99H149ZM168 100H171V98H169ZM171 100V101H172ZM190 100V101H191ZM259 100V99H257ZM94 101V100H93ZM77 102V101H76ZM103 102V101H102ZM164 102V101H163ZM162 102V103H163ZM230 102V101H229ZM250 102H253V101H250ZM260 102V100H259ZM92 103V102H91ZM151 103V102H150ZM175 103V102H174ZM234 103V102H233ZM254 103V102H253ZM97 104V102H96ZM101 104V103H99ZM106 104V103H105ZM104 104V105H105ZM192 104V103H191ZM235 104V103H234ZM103 105V106H104ZM107 105V104H106ZM232 105V104H231ZM236 105V104H235ZM238 105V104H237ZM71 106V105H70ZM74 106V105H73ZM92 106V105H91ZM102 106V105H100ZM152 106V105H151ZM154 106V105H153ZM171 106V105H170ZM215 105H213L212 108H214ZM229 106V105H227ZM234 106V105H233ZM105 107V106H104ZM249 107V106H248ZM255 107V106H254ZM69 108V107H68ZM83 108V107H82ZM99 108V107H98ZM250 108V107H249ZM248 108V109H249ZM84 109V108H83ZM195 109V108H194ZM85 110V109H84ZM100 110V109H99ZM171 110V109H170ZM207 110V109H206ZM241 110V109H240ZM261 110V109H260ZM65 111V110H64ZM131 111V110H130ZM198 111V110H196ZM204 111V110H203ZM202 111V112H203ZM186 112V111H185ZM190 112V111H189ZM189 112H187V114H189ZM201 113V116L204 115ZM209 111H207L208 113ZM246 112V111H245ZM254 112H258L256 110H250V113H254ZM70 113V111H69ZM212 113V112H211ZM193 114V113H192ZM215 114V113H214ZM248 114V113H247ZM68 115V114H67ZM208 115V114H207ZM188 116V115H187ZM193 116V115H192ZM199 116V115H198ZM209 116V115H208ZM228 116V115H227ZM253 116V115H252ZM191 117V116H190ZM203 117V116H202ZM146 118V117H145ZM185 118V117H184ZM205 118V116L203 117ZM207 118V117H206ZM211 118V116H210ZM114 119V118H113ZM212 119V118H211ZM77 120V119H76ZM187 121V120H186ZM91 122V121H90ZM64 123V122H63ZM60 124V123H59ZM252 127V126H251ZM253 128V127H252ZM250 131V130H249ZM188 133V132H187ZM194 133V132H193ZM192 133V134H193ZM240 134V132H238ZM250 133V132H249ZM248 133V134H249ZM255 133V132H254ZM137 134V133H136ZM228 134V133H227ZM247 134V133H246ZM253 134V133H252ZM61 135V134H60ZM188 135V134H187ZM251 135V134H250ZM249 135V136H250ZM254 135V134H253ZM256 135V134H255ZM258 135V134H257ZM53 136V135H52ZM190 136V135H189ZM188 136V137H189ZM246 136V135H245ZM187 137V136H186ZM192 136H190L191 138ZM241 137V136H240ZM121 138V137H120ZM252 138V137H251ZM127 139V138H126ZM192 139V138H191ZM195 140H197V142H199V137H195L194 138ZM257 139V138H256ZM260 139V138H259ZM264 139V138H263ZM258 140V139H257ZM255 141V140H254ZM246 142V141H244ZM259 142V141H258ZM243 143V142H242ZM130 144V143H129ZM257 144V143H256ZM54 145V144H53ZM70 145V144H69ZM120 145V144H118ZM116 146V149L119 151V150H122V153L123 151H125V145H120V146ZM133 146H135L134 144H132ZM171 145V144H170ZM241 145V144H240ZM261 145V144H259ZM263 146V145H262ZM243 147V146H242ZM55 148V147H54ZM75 148V147H74ZM173 148V147H172ZM171 148V149H172ZM247 148V147H246ZM251 148V147H250ZM259 148V147H258ZM50 149V148H49ZM260 149V152L262 154H264V147H261L259 148ZM67 150V149H66ZM222 150V149H221ZM230 150V155L229 153H226L225 156H224V159L227 158L228 156L231 157L232 159H226L224 160L222 163L223 164H220L219 167H218V164H217V167L219 168V173L222 174V176L224 175H230V174H234L235 176H238L239 174H242V176H246L248 174L251 175V172L255 173V175H252L253 177H257V167H258V163L259 161L255 160L252 156V158H246L245 160L243 161H239L235 158L233 152L234 150L233 149H229ZM247 150V149H246ZM114 151V150H113ZM144 151V150H143ZM158 151V150H157ZM179 151L181 152V155L183 154V149H179ZM233 151V152H232ZM258 151V150H257ZM109 152V151H108ZM170 152V151H169ZM229 152V151H228ZM242 152V151H241ZM246 152V151H245ZM252 152V151H250ZM221 154V152H219ZM255 153V152H254ZM248 154H251V153H248ZM222 155V154H221ZM241 155V154H240ZM257 155V153H256ZM259 155V154H258ZM33 156V155H32ZM184 156V155H183ZM182 156V157H183ZM208 156V153L205 152L204 153V156L201 157L202 160H206ZM242 156H245V155H242ZM172 157V156H171ZM187 157H192L194 158V161H196V154L195 152H192L190 153ZM259 157V156H258ZM89 158V157H88ZM95 158V157H94ZM138 158V157H137ZM220 159V158H219ZM123 160V159H122ZM125 160V159H124ZM123 160V161H124ZM143 160V159H142ZM145 160V159H144ZM188 160V159H187ZM191 160V159H190ZM83 161V160H82ZM140 161V160H139ZM2 162V161H1ZM98 163V161H96ZM116 162V161H115ZM125 162V161H124ZM41 163V162H40ZM108 163V162H107ZM120 163V162H119ZM73 164V163H71ZM82 164V163H81ZM123 164V163H122ZM12 165V164H11ZM110 165V164H109ZM147 165V164H146ZM150 165V164H149ZM34 166V165H33ZM124 166V165H123ZM142 166V165H140ZM2 167V166H1ZM59 168H63V170H57L58 173H63L60 175V178L61 179V182L59 181L60 184H62L63 179L67 178L68 181H70L72 178L73 180L77 179V178H74L72 177V169L70 171V164H65V166L63 165H60L58 166ZM73 167V165L71 166ZM122 167V166H121ZM135 167V166H134ZM139 167V166H138ZM44 168V167H43ZM57 168V166L55 167ZM64 168H67V170H65ZM112 168H113V165H112ZM154 168V167H153ZM157 169V167H155ZM154 168V169H155ZM165 168V167H164ZM163 168V169H164ZM262 168V167H261ZM168 169V168H167ZM260 169V168H259ZM3 171L0 170V204H6L5 202H7L8 204H10L11 206L9 207H6L3 208L1 207L0 208V212L4 215L1 214L0 216V236H3L0 237V239L2 238V240H0V249L7 246L9 249H3V250H0V251H6L7 252V255H4V256H0V264H240L241 260H244L246 259L247 257V253L245 254V249L243 250V248H239V249H235L234 247H230L229 249H225L224 248V245H229V244H232V243H237L238 241H244V240H247V238L249 237L248 235H244V233H248L249 231L252 230L253 228V234L255 236V232L257 230V227L256 225H254L252 223V219H251V214H250V209L245 207L243 204V202L241 203H238V201L240 202L241 200H238L237 202H235V199L233 201V198L231 196L230 200L223 197L220 193L218 192H214V193H209L207 191H194V192H186L184 195L182 194H178L177 196L173 195L175 189L170 187L169 184L167 185V190H168V193L166 195H168V204L167 203V208L170 209V210H174L176 211V215L179 217L177 220L174 219V220H170L167 219L168 217L171 216L172 218V215H169L166 220L158 223L156 222L157 218H159V213L156 217H153L152 214H155V213H152V212H147L148 213V220H151L153 221L152 224H148L146 223L145 226H142V229L140 230L139 227H137L138 230H134V229H129L127 231L123 230V228L121 227L126 221L127 219L125 218L126 214L124 213V218H120V217H117V214H114V217H115V222L116 223H113L112 224H109V225H117L118 228H121V230H118V231H113L111 230L109 232V229L106 230H102V231H96V229H92L91 230L89 229V224H100L99 221H97L96 219H93V217H91V219L89 218H83L81 220V222H83L82 226L83 228H81V230H78L75 232V235L74 237H65V240H71V252L73 253L72 255H65L62 251H58L57 249H62L63 247H65L66 245H64L63 243H60L57 245V248H52V247H49L48 246V241L44 240L43 239V235L46 234V233H50V232H53V230L56 228V226H59L61 225L62 221L65 220V216L63 214H59L60 211H59V215L58 217L54 218L51 220H48V222H45V223H42L40 225H37L36 227H33L34 225V222H35V216L34 214H30L31 212L32 213H35L36 211V208L37 206L39 205L38 202L40 201H37L38 197V193L36 192L38 186L40 187L41 191L45 189V186H53V185H56L58 186V184L56 183L57 181L56 180H50L48 181V179L45 178V175L46 173L44 174V170L43 172L40 171L39 169H35L34 168H30L29 165H23V163L21 165H18L16 166V168L14 167H10V168H3L2 169ZM158 170V169H157ZM155 170V171H157ZM90 171V170H89ZM160 173H161V170H159ZM87 172V171H86ZM126 172V171H125ZM149 172V170H148ZM196 172V171H195ZM50 173V172H49ZM147 173V172H145ZM144 173V174H145ZM152 173V172H151ZM156 174V172H154ZM218 173V171H217ZM218 173V174H219ZM8 174V175H6ZM150 174V172H149ZM148 173L146 174V177H149ZM217 174V175H218ZM85 175V174H84ZM154 175V174H152ZM170 175V174H168ZM75 176V175H74ZM80 174L78 175V178H79ZM195 176V175H194ZM81 177V176H80ZM159 177V175H158ZM157 177V178H158ZM162 177V176H160ZM167 178V176H165ZM173 177V175H172ZM178 177V176H177ZM111 178V177H110ZM141 178V177H140ZM150 179V178H148ZM152 179V178H151ZM160 179V178H159ZM158 179V180H159ZM165 179V178H163ZM112 180V179H111ZM122 180V179H121ZM135 180V179H134ZM138 180V179H137ZM136 180V181H137ZM144 180V179H142ZM156 181L157 183L159 181ZM254 180V179H253ZM67 181V180H66ZM124 181V180H123ZM149 181V180H148ZM154 181V180H153ZM162 181V180H161ZM170 181V180H169ZM232 181V180H230ZM252 181V180H251ZM140 182V181H139ZM144 182V181H143ZM147 182V181H146ZM145 182V183H146ZM151 182V181H150ZM155 182V181H154ZM155 182V183H156ZM164 182V181H163ZM161 182V183H163ZM167 182V181H166ZM66 183V182H65ZM121 183V182H120ZM174 184H176L174 181H173ZM183 183V182H182ZM187 183V182H186ZM185 183V184H186ZM231 183V182H230ZM263 183V182H262ZM48 184V185H46ZM59 184V186H60ZM73 184V183H72ZM118 184V183H117ZM125 184V183H124ZM130 184V183H129ZM128 184V185H129ZM136 184V183H135ZM142 184V182H141ZM140 184V185H141ZM152 184V183H151ZM226 184V183H225ZM260 184V183H259ZM65 185V184H64ZM127 185V186H128ZM148 185H149V182H148ZM148 185L144 186L147 187ZM236 185V184H235ZM253 185V184H252ZM55 186V187H56ZM58 186V187H59ZM143 186V185H142ZM150 186V185H149ZM153 186V194L155 192H157L158 190H160L161 186L159 183L158 185H152ZM238 186H240L238 184ZM237 186V187H238ZM32 187V189H31ZM66 187V186H65ZM70 187V186H69ZM180 187V186H179ZM241 187V186H240ZM250 187V186H249ZM53 188V187H52ZM131 188V186L129 187ZM141 188V187H140ZM184 188V187H183ZM241 188H245L244 185L243 187ZM239 188V189H241ZM254 188V187H253ZM50 189V188H48ZM54 189V188H53ZM64 190L66 188H63ZM62 189V186L61 188H58L57 189V192L58 194H60V192L63 191ZM77 189V188H76ZM142 189V188H141ZM147 189V188H146ZM186 189V188H185ZM246 189V188H245ZM71 190V189H70ZM151 190V189H150ZM167 190H163L164 192H166ZM178 190V189H177ZM207 190V189H206ZM49 191V190H48ZM47 191V192H48ZM66 191V190H65ZM161 191V190H160ZM180 191V190H178ZM249 191V190H248ZM70 192V191H69ZM93 192V191H92ZM141 192V190L139 191ZM151 192V191H150ZM68 193V191H67ZM182 193V192H181ZM244 193V192H243ZM74 194V193H73ZM89 194V193H88ZM117 194L118 191H117ZM136 194V192H135ZM148 194H150L148 192ZM157 194V193H156ZM233 194V193H232ZM254 194V193H253ZM51 197H55L54 195V192L50 194ZM69 195V193H68ZM72 195V194H71ZM122 195V194H121ZM120 195V196H121ZM124 195V194H123ZM128 195V194H127ZM155 195V194H154ZM165 195V194H164ZM248 195V194H247ZM255 195V194H254ZM37 196V198H36ZM61 196V195H60ZM65 196V195H64ZM157 196H160V195H157ZM199 197V200L196 199V197ZM228 196V195H227ZM234 196V195H233ZM50 197V196H49ZM86 197V196H85ZM109 197V196H108ZM125 197V196H124ZM128 197V196H127ZM134 197V196H133ZM141 197V196H139ZM144 197V196H143ZM151 197V196H150ZM163 197V196H162ZM252 197V196H251ZM264 197V196H263ZM48 198V197H47ZM107 199V197H105ZM123 198V197H122ZM157 198V197H156ZM140 199V198H139ZM60 200V199H59ZM68 200V199H66ZM99 200V199H97ZM123 200V199H122ZM131 200L132 197H131ZM141 200V199H140ZM150 200V198H149ZM162 200V199H161ZM55 201V200H54ZM60 201H63V199H61ZM70 201V200H69ZM74 201V200H73ZM75 201H77L75 199ZM134 201V200H133ZM132 201V202H133ZM43 202V200H42ZM88 202V201H87ZM92 202V201H91ZM90 202V203H91ZM96 202V201H95ZM140 202V201H139ZM164 202V201H163ZM15 203H19V204H15ZM63 203V202H62ZM66 203V202H65ZM73 203V202H72ZM134 203V202H133ZM152 203V202H151ZM200 203H203L205 205V208H206V212L204 211H201L200 208H199V204ZM60 204V203H59ZM140 204V203H139ZM245 204V203H244ZM14 205V206H13ZM65 205V204H64ZM67 205H68V202H67ZM86 205V204H85ZM141 205V204H140ZM144 206V204H142ZM115 206V205H114ZM142 206V207H143ZM155 206V205H154ZM81 207H83L82 205L79 206V208L81 209ZM87 207V206H86ZM91 207V206H90ZM117 207V206H116ZM147 207V206H146ZM163 208V205L161 206ZM161 207H160V210H161ZM186 207H189V211L186 209ZM118 208V207H117ZM120 208V207H119ZM123 208L125 209L124 211H127L128 208L127 206H123ZM99 209V208H98ZM122 209V207H121ZM143 209V208H142ZM185 209L188 211L187 215H185ZM85 210V209H84ZM123 210V209H122ZM136 211H138V209L136 208L135 209ZM82 211V210H80ZM123 211V212H124ZM146 211V210H145ZM79 212V211H78ZM77 211L75 212L76 214L78 213ZM97 212V211H95ZM165 212V211H164ZM6 213V214H5ZM98 213V212H97ZM163 213V212H162ZM168 213V212H167ZM166 213V214H167ZM171 213V212H170ZM101 214V212H100ZM112 214V213H111ZM189 214H192V215H189ZM263 214V213H262ZM74 215V214H73ZM103 215H105V213H103ZM147 215V214H146ZM264 215V214H263ZM88 216V215H87ZM93 216V215H92ZM107 216V215H106ZM129 216V215H128ZM127 216V217H128ZM144 216V215H143ZM167 215L163 216V218H165ZM174 216V215H173ZM199 217V223L200 225L203 226V228H200V234H197L196 232V229H195V223H194V220L196 217ZM123 217V215H122ZM71 218V217H70ZM100 218V217H98ZM111 217H109L110 219ZM162 218V217H161ZM174 218V217H173ZM107 219V218H106ZM261 220V219H260ZM140 221V220H139ZM146 221V220H145ZM263 221V220H262ZM80 221L77 222L76 225L80 224L81 223ZM142 222V220H141ZM240 222L241 223V226H239V228H237L236 226V223ZM260 222V221H259ZM106 223V222H105ZM261 223V222H260ZM108 224V223H107ZM128 224L130 225H133L131 223V221H129L128 219ZM262 228H261V236H257V239L254 241V245L256 244H259L260 242V239L262 238V240L264 239V223L262 222ZM189 225H191V230H189ZM154 226V227H152ZM99 227V226H98ZM242 227H245L246 230H242L241 228ZM117 228V229H118ZM152 228V229H151ZM157 231V232H156ZM259 231V230H258ZM114 232V233H112ZM252 233H249L250 235ZM260 233V232H259ZM16 234V236L14 235ZM33 235L34 236V239L29 243V242H24L23 244H19L18 245V241L21 240L25 235ZM205 237H210L212 239V244L209 245V244H206L203 242L204 238ZM256 237V236H255ZM252 240V238L250 239ZM223 242V243H221ZM261 243H264L263 241ZM16 244V248L17 250L16 251H13V249L11 250V247ZM251 244V243H250ZM18 245V246H17ZM22 245V246H20ZM249 245V244H248ZM252 245V244H251ZM264 245V244H263ZM263 247V246H262ZM219 248L220 249V255H217V252H216V249ZM253 248V247H252ZM262 249V248H260ZM259 250V249H258ZM256 251V250H255ZM258 253H261L260 251ZM263 253H264V248H263ZM80 254V255H78ZM256 254V253H255ZM264 254L261 253V255L259 257H261V259L259 260L260 264H264V257H263ZM15 258V261H13V258ZM213 257H216L215 259H213ZM258 257V256H257ZM258 257V258H259ZM257 258V259H258ZM256 264V261L253 262V263H250V264Z\"/></svg>", "mask_w": 264, "mask_h": 264}, {"label": "snow or ice", "instance_id": "obj_3", "mask_svg": "<svg viewBox=\"0 0 264 264\" xmlns=\"http://www.w3.org/2000/svg\"><path fill=\"white\" fill-rule=\"evenodd\" d=\"M125 2V10H127L128 4L127 0H124ZM154 2V0H141L140 5H136L135 3L132 4V7H136L138 11H143L145 7H149L151 3ZM232 4L235 5L237 3V0H231ZM4 3L6 5H11L12 0H4ZM46 3L48 5V8L51 10L53 14V18L51 19L52 24V43H57V38L59 36V29L60 25L57 23V20L55 17L58 15L55 9V5L53 4V0H46ZM69 7H71V0H69ZM13 13H15V9H10ZM129 16L131 18V14L129 13ZM16 18L19 19V35L21 38H24L25 32L30 34L35 43L31 47H24L21 48L19 51L25 58H40L41 56H47L51 55L52 53L49 52V50L44 46V42L41 37L37 36L35 32H33L32 29V23L30 20L29 13L25 11L22 15L16 14ZM63 19L62 17L60 18ZM93 24L95 25L96 29H99L102 27V25L96 24L95 20L93 19ZM17 25H14V27ZM247 29L249 30V35L251 37H258L262 41H264V8H261L258 10L256 19L252 22L246 25ZM253 29H256V31H253ZM104 31L106 32L107 29L105 28ZM186 31V30H185ZM184 32L179 33L178 35H184ZM97 35L100 36V32L97 31ZM101 42L103 43L105 41V38L103 36H100ZM57 54L62 55L59 53V50L57 49ZM193 52L194 55H197L203 60V64L201 67H204V65L207 64V60L203 57L202 53H196L194 50H190ZM257 54L264 58V47L257 48L256 49ZM222 59L224 62V70L218 71L216 69H213L212 67H208L206 71H201L200 69H193L191 67V64L188 61H185L182 65L183 71H177L176 76L183 81H194V83H191L189 87L182 89L183 91H187L192 93L193 95L200 94V99L204 100L205 97L203 94L200 93V85L202 83L208 84L210 83L212 86L220 90L221 93L226 94L229 97H235L236 91H235V77L230 76L228 74V57L222 55ZM243 59V57H241ZM245 68L250 67L247 60H243ZM93 72L90 73L91 79H89L88 75L85 76V80L88 81V83L92 84L95 88L97 95L104 100L107 104L114 106L116 108L115 120L112 123L111 130L109 132L108 124L109 121H105L103 123V126L101 127V122L99 119L95 122L97 127H93V123L88 120V118H85V123L87 125L86 127V141L83 142L81 145L84 152H93L96 154L95 158L98 160L100 164V176L98 180V189L100 190V197L97 203L93 204L92 206L99 208L102 212H107L108 210V202L104 201L102 199V193L105 188V186L112 189V195L115 196L117 194V190H119L120 194H128L129 188L123 184H108L107 183V166L105 164V156L108 154L109 145H110V139L112 138L113 134L117 133V128L123 126L126 121L121 119V115H123L125 118L127 117V112L123 109L119 108L117 101L115 100V97L109 98L108 94L105 93L99 86V79H100V72L102 68V62L98 64L92 65ZM243 71V69H241ZM179 87V85H177ZM241 103L243 104L244 101L241 99ZM97 106L99 107V101L97 102ZM245 107L247 105L245 104ZM110 115L112 113V109H108ZM256 111H260L259 108L256 109ZM0 112H2V109H0ZM14 110L9 105L8 108V114H12ZM5 114V115H8ZM5 115H0V140H5L6 138L11 135L16 136H22L24 137V151L23 152H17L15 157L6 155L3 152V149H0V159H7L8 161H13L16 158L22 159L24 154L32 151L33 147L35 145H38V149L35 152V155L38 159L43 161V166L45 171L49 170L51 168V164L45 157V153L47 151L46 145L48 141V134L47 132L36 131L33 132L31 128L24 129V116L23 114L20 115L19 125L20 127L18 129H14L11 124L7 123L5 119ZM77 124L79 123V118L77 119ZM147 124V121H145ZM237 123V122H233ZM231 125L225 124L224 122L218 120V119H210L205 120L202 122L201 127L197 128L195 132V136L199 137V142L195 139H189L188 142L182 143V140L184 138V129L183 127L178 123L176 132L174 135H169L167 140L169 144H174L175 147L178 149L173 156V159L171 162L168 161H157L161 165V167H172L174 163L178 162L181 152L179 149H183V155L185 158L192 153L195 152L196 154V169L195 171L199 174L197 176H193L191 174H187L184 172V169H180L181 173H184L186 175V182L193 188H200V187H206L207 191L209 193H214L217 190H222L225 192L226 195L232 194L231 189L224 185V182L216 177L215 174V167H216V161H217V154L214 149V144L216 142L217 137L226 129H228ZM150 136L151 142L148 143L144 150L145 154L153 153L154 149L156 148L158 137L160 136V133L154 128L151 133H143L138 132L136 134V140L139 141V143L135 146L132 145H125L126 150L129 152L131 157H134L136 154V149L139 148L141 145L144 144V137ZM207 152L209 155L207 156L206 160H202L201 157L204 156V153ZM113 160V171L119 175L120 174V165L115 162V157H112ZM126 165H135L137 162L135 159H126L124 162ZM191 164L192 162L189 161ZM141 171L136 168L132 167L129 171H127L123 178V180H126L128 176H139L141 175ZM83 184L84 181H81ZM80 193L85 192V188H80ZM234 198L243 200L244 203L248 206V208L251 211V219L252 223L256 225L257 230L261 229L260 224V214L264 213V199H249L244 196L243 193L236 191L234 194ZM96 199V198H94ZM197 200H199V197H196ZM56 202L54 200H51L50 198L46 199L45 207L41 208L37 206L36 211L34 213L35 216V222L33 227H36L37 225H40L42 223L48 222L49 217H52L56 214L55 209ZM137 206H134V210L129 213L128 218L130 220H137L142 219L143 217L135 210ZM142 207V206H140ZM199 208L201 211L206 212L205 205L203 203L199 204ZM118 212H121L123 214V210L117 209ZM83 215V213L77 214L74 217L66 218L62 221L61 226L55 228L53 232L49 233V236L44 237L46 241H48V246L52 248H57V245L60 243H63L66 245L62 249H57L58 251H62L65 255H72L73 253L71 250V240H65L64 237H74L75 232L77 231L76 228V221L80 219V217ZM93 219H98V217H93ZM148 224H152L153 221L146 220L145 221ZM195 223V229L197 234H200V223H199V217L197 216L194 220ZM123 230L127 231L130 229V224H125L121 226ZM239 228V226H236ZM189 230H191V225H189ZM244 235H250L249 233H244ZM49 237H52L50 240ZM34 239V236L29 234L25 235L21 240L18 241L19 244H23L24 242H31ZM204 243L211 245L212 239L210 237H205L203 240ZM223 243V242H221ZM17 245V246H18ZM224 247H227V245H224ZM245 247L242 242L238 241L235 244V248H241ZM217 255H220V249H216ZM7 255L6 251H0V256ZM80 255V254H78ZM254 255L253 249L251 247H248L247 249V257L244 261H242V264H249V262L252 260ZM216 257H213L215 259Z\"/></svg>", "mask_w": 264, "mask_h": 264}]
</instances>
